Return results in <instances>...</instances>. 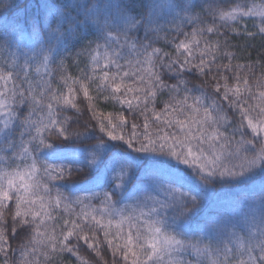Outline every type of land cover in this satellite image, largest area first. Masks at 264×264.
I'll use <instances>...</instances> for the list:
<instances>
[{
    "label": "snow or ice",
    "instance_id": "6c2138e0",
    "mask_svg": "<svg viewBox=\"0 0 264 264\" xmlns=\"http://www.w3.org/2000/svg\"><path fill=\"white\" fill-rule=\"evenodd\" d=\"M257 39L264 0H0V264H264Z\"/></svg>",
    "mask_w": 264,
    "mask_h": 264
},
{
    "label": "trees",
    "instance_id": "16d2710c",
    "mask_svg": "<svg viewBox=\"0 0 264 264\" xmlns=\"http://www.w3.org/2000/svg\"><path fill=\"white\" fill-rule=\"evenodd\" d=\"M249 30H252V29L250 28ZM239 43L243 44L242 41H239ZM259 51H264V49H260V41H259V39L255 40V41H252L251 42V47H247L243 51L240 52L241 62H243L248 57V54H251V59L252 60L259 59V54H258ZM257 71H259V69H257ZM107 110L108 111H113L114 109L108 108ZM9 240L13 244V247H15L17 241H12L11 237H9ZM84 254L87 255V253H84ZM105 258L107 259V257H105ZM72 264H74V261L72 262Z\"/></svg>",
    "mask_w": 264,
    "mask_h": 264
}]
</instances>
